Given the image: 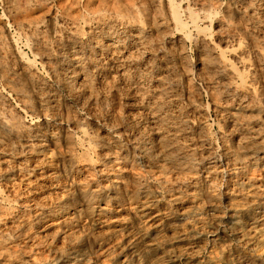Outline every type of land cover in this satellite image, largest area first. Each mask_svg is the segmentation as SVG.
Masks as SVG:
<instances>
[{
    "label": "bare ground",
    "instance_id": "1",
    "mask_svg": "<svg viewBox=\"0 0 264 264\" xmlns=\"http://www.w3.org/2000/svg\"><path fill=\"white\" fill-rule=\"evenodd\" d=\"M214 227L207 264H264V0H0V264Z\"/></svg>",
    "mask_w": 264,
    "mask_h": 264
},
{
    "label": "rangeland",
    "instance_id": "2",
    "mask_svg": "<svg viewBox=\"0 0 264 264\" xmlns=\"http://www.w3.org/2000/svg\"><path fill=\"white\" fill-rule=\"evenodd\" d=\"M205 212L202 214V216H205ZM134 219V220H133ZM130 221L132 223V226H131V229L133 227H136V228H133L132 231L135 232L137 231L136 229L138 228L139 226V222L133 218V217H130ZM178 218L176 217H173V227L174 228H180L182 222L180 221ZM137 222V223H136ZM176 223V224H175ZM223 230H221L220 228L218 227H214L211 229V231L207 232V236L205 235L204 237V240L202 241V243L197 247L199 250L198 253L196 254H189V255H178L177 258H171V255L170 253L168 252V250H165L163 251V255L162 254H159L158 256V260L156 263H151V261L147 260L145 261L144 264H207V261L209 260V255H210V252L215 249V243H213V241H211L213 238L216 237V239H226L227 237L225 236L226 233H224V231L222 232ZM150 235V234H149ZM216 235V236H214ZM219 236V237H218ZM212 238V239H211ZM205 243V244H204ZM203 246V247H202ZM214 246V247H213ZM217 246V245H216ZM172 250V249H171ZM166 253V254H165ZM162 255V256H161ZM170 255V256H169ZM197 255V256H196ZM93 255H91L92 257ZM164 257V258H163ZM194 257V258H193ZM162 258V259H161ZM190 258V259H189ZM169 259V260H167ZM198 259V260H197ZM160 261V262H158ZM163 261V262H162ZM165 261V262H164ZM150 262V263H149ZM93 264H102L101 262H97V261H94ZM132 264H137V263H132ZM221 264H224L223 262Z\"/></svg>",
    "mask_w": 264,
    "mask_h": 264
}]
</instances>
